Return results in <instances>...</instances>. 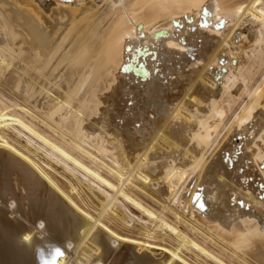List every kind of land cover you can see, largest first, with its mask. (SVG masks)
Returning a JSON list of instances; mask_svg holds the SVG:
<instances>
[{"label":"bare ground","instance_id":"6f19581e","mask_svg":"<svg viewBox=\"0 0 264 264\" xmlns=\"http://www.w3.org/2000/svg\"><path fill=\"white\" fill-rule=\"evenodd\" d=\"M0 264H264V0H0Z\"/></svg>","mask_w":264,"mask_h":264},{"label":"rangeland","instance_id":"374dc122","mask_svg":"<svg viewBox=\"0 0 264 264\" xmlns=\"http://www.w3.org/2000/svg\"><path fill=\"white\" fill-rule=\"evenodd\" d=\"M254 128H256V124L254 125ZM207 157V156H206Z\"/></svg>","mask_w":264,"mask_h":264},{"label":"clouds","instance_id":"9594fccd","mask_svg":"<svg viewBox=\"0 0 264 264\" xmlns=\"http://www.w3.org/2000/svg\"><path fill=\"white\" fill-rule=\"evenodd\" d=\"M40 223H41V224H43V222H42V221H41Z\"/></svg>","mask_w":264,"mask_h":264},{"label":"snow or ice","instance_id":"6c2138e0","mask_svg":"<svg viewBox=\"0 0 264 264\" xmlns=\"http://www.w3.org/2000/svg\"><path fill=\"white\" fill-rule=\"evenodd\" d=\"M59 254V253H58Z\"/></svg>","mask_w":264,"mask_h":264}]
</instances>
